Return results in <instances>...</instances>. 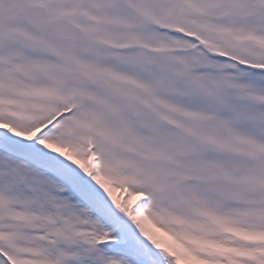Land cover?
Returning <instances> with one entry per match:
<instances>
[{"label":"snow or ice","instance_id":"6c2138e0","mask_svg":"<svg viewBox=\"0 0 264 264\" xmlns=\"http://www.w3.org/2000/svg\"><path fill=\"white\" fill-rule=\"evenodd\" d=\"M0 264H264V0H0Z\"/></svg>","mask_w":264,"mask_h":264}]
</instances>
